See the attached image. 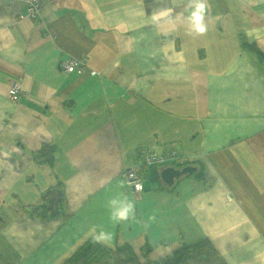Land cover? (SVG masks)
<instances>
[{
  "label": "crops",
  "instance_id": "crops-1",
  "mask_svg": "<svg viewBox=\"0 0 264 264\" xmlns=\"http://www.w3.org/2000/svg\"><path fill=\"white\" fill-rule=\"evenodd\" d=\"M39 4L32 19L0 0V264H63L93 229L141 259L209 239L227 264H264V56L242 45L264 54V0H207L204 34L190 0ZM72 57L86 64L69 72ZM44 144L52 162L31 153ZM146 146L197 170L169 185L176 165L149 166L136 198L121 172ZM114 197L129 220L111 219Z\"/></svg>",
  "mask_w": 264,
  "mask_h": 264
},
{
  "label": "trees",
  "instance_id": "trees-1",
  "mask_svg": "<svg viewBox=\"0 0 264 264\" xmlns=\"http://www.w3.org/2000/svg\"><path fill=\"white\" fill-rule=\"evenodd\" d=\"M154 2L155 0H146L148 11L152 10L151 7ZM161 4H163V8L166 2L161 1ZM242 45L257 51L259 56H264V54L256 48L255 44H249L243 41ZM53 151L54 147L51 144H44L31 153L37 162L48 163L53 160ZM195 162L197 161L188 160L183 164L175 165L177 167H182ZM143 172H141L142 175ZM196 175L198 178H202L203 170L199 168ZM46 211V205H40L29 209V212L32 214L38 215H46ZM145 252L146 251L143 249L142 254L145 259L142 260L130 245L111 248L106 244H97L91 239L63 264H227L222 254L209 239H203L196 243L185 245L158 259L148 258Z\"/></svg>",
  "mask_w": 264,
  "mask_h": 264
},
{
  "label": "built area",
  "instance_id": "built-area-1",
  "mask_svg": "<svg viewBox=\"0 0 264 264\" xmlns=\"http://www.w3.org/2000/svg\"><path fill=\"white\" fill-rule=\"evenodd\" d=\"M28 6L29 17L35 19L40 11V4L38 0H24ZM86 64V58H70L63 63V67L69 72L73 71L77 67H82ZM23 90L22 78H17L11 88L9 94L12 97L18 95ZM139 162L125 166L121 172V178L125 184L131 189L134 196L139 198L141 191L144 189V181L141 175L148 166L152 165H167V164H183L187 160L186 156L180 154L174 149L170 150H156L150 147H143L138 152ZM142 185L141 190L136 189V185Z\"/></svg>",
  "mask_w": 264,
  "mask_h": 264
},
{
  "label": "clouds",
  "instance_id": "clouds-1",
  "mask_svg": "<svg viewBox=\"0 0 264 264\" xmlns=\"http://www.w3.org/2000/svg\"><path fill=\"white\" fill-rule=\"evenodd\" d=\"M191 12L188 17L189 32L196 34H204L207 31L205 23V15L207 12V0H190ZM168 15V10H162L153 17L158 20L162 16ZM142 185L137 184L136 189L141 190ZM110 216L113 222H123L129 220L134 213L135 205L127 197H114L109 201ZM92 240L97 244H108L111 241V234L100 230L97 232L93 229L90 232Z\"/></svg>",
  "mask_w": 264,
  "mask_h": 264
},
{
  "label": "water",
  "instance_id": "water-1",
  "mask_svg": "<svg viewBox=\"0 0 264 264\" xmlns=\"http://www.w3.org/2000/svg\"><path fill=\"white\" fill-rule=\"evenodd\" d=\"M197 167L192 164L182 166L180 168L173 165L166 166L161 170V178L163 181L169 185H172L176 179L181 178L185 174L196 171Z\"/></svg>",
  "mask_w": 264,
  "mask_h": 264
},
{
  "label": "rangeland",
  "instance_id": "rangeland-1",
  "mask_svg": "<svg viewBox=\"0 0 264 264\" xmlns=\"http://www.w3.org/2000/svg\"><path fill=\"white\" fill-rule=\"evenodd\" d=\"M158 259V258H157ZM142 260H144V258H142Z\"/></svg>",
  "mask_w": 264,
  "mask_h": 264
}]
</instances>
